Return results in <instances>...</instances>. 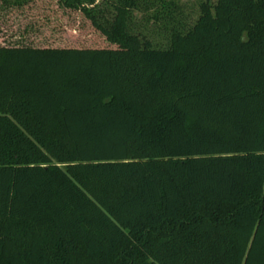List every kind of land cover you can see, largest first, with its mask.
<instances>
[{"label": "trees", "instance_id": "trees-1", "mask_svg": "<svg viewBox=\"0 0 264 264\" xmlns=\"http://www.w3.org/2000/svg\"><path fill=\"white\" fill-rule=\"evenodd\" d=\"M56 1L108 45L0 44V264H264V0Z\"/></svg>", "mask_w": 264, "mask_h": 264}, {"label": "rangeland", "instance_id": "rangeland-1", "mask_svg": "<svg viewBox=\"0 0 264 264\" xmlns=\"http://www.w3.org/2000/svg\"><path fill=\"white\" fill-rule=\"evenodd\" d=\"M194 8L199 0H184ZM24 36L38 44L51 43L80 46H106L107 41L84 16L61 8L56 0H33L23 8L0 12V44Z\"/></svg>", "mask_w": 264, "mask_h": 264}]
</instances>
